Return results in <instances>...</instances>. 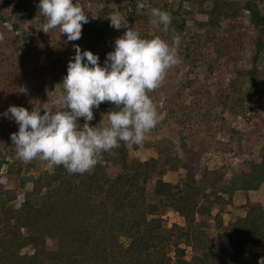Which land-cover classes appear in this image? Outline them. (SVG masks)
I'll list each match as a JSON object with an SVG mask.
<instances>
[{
    "label": "trees",
    "instance_id": "16d2710c",
    "mask_svg": "<svg viewBox=\"0 0 264 264\" xmlns=\"http://www.w3.org/2000/svg\"><path fill=\"white\" fill-rule=\"evenodd\" d=\"M39 2L0 0V114L9 106L41 109V114L55 111L61 91L57 86L67 75L74 46L98 56L101 66L114 51L115 39L126 31L111 26L109 16L117 11L127 21L123 26L141 38L159 36L171 44L179 35V50L183 48L187 63L198 71L204 65L208 76L198 92L176 104L175 111L159 106L167 90L149 94L163 117L144 140L154 158H134L129 152L139 145L120 142L82 175H70L62 166L39 159L19 160L10 138L18 125L0 115V264H260L264 254L247 251V246L264 249V207L247 200L240 207L244 216L226 225L222 214L236 193L264 185V130L259 126L264 124V67H259L264 59V0H106L97 16L83 25L78 41H67L58 28L45 33L44 62L30 73V93H23L17 71L28 62L29 49L22 43L26 34L14 32L20 29L21 16L35 20L36 28L46 22ZM141 2L158 3L170 13L167 31L152 23L145 8H137ZM240 52L248 63L243 69L234 66ZM114 108L104 102L93 109L94 117ZM225 109L246 118L248 132L231 134L237 145L243 144L241 152L252 156L231 173L225 167L209 169L202 153L205 136L224 120ZM193 119L195 130L189 125ZM83 120H78L81 126ZM165 123L178 128L173 139L161 134ZM156 165L181 169L184 175L181 186L156 179V200L151 202L146 186ZM167 211L181 224L165 226Z\"/></svg>",
    "mask_w": 264,
    "mask_h": 264
},
{
    "label": "clouds",
    "instance_id": "9594fccd",
    "mask_svg": "<svg viewBox=\"0 0 264 264\" xmlns=\"http://www.w3.org/2000/svg\"><path fill=\"white\" fill-rule=\"evenodd\" d=\"M145 6L143 2L137 4L139 10ZM38 8L46 19L40 31L47 34L58 28L69 42L81 39L82 27L89 19L74 0H40ZM151 16L153 24L169 29L170 13L152 8ZM109 19L113 28L126 31L115 39L114 51L107 54L104 66L91 51L81 52L74 46L75 56L69 61L67 75L57 86L61 91L54 101L55 111L43 110L41 114V109L9 106L0 114L18 125V132L10 138L22 162L39 159L62 166L70 175H82L92 171L102 154L120 142L142 144L163 119L149 94L162 85L168 70L180 63V36H173L171 44L159 36L141 38L133 28L123 26L127 21L121 12L111 14ZM104 102L114 104L116 109L104 115L108 126H90L93 109ZM80 118L85 121L83 126L78 123Z\"/></svg>",
    "mask_w": 264,
    "mask_h": 264
},
{
    "label": "rangeland",
    "instance_id": "374dc122",
    "mask_svg": "<svg viewBox=\"0 0 264 264\" xmlns=\"http://www.w3.org/2000/svg\"><path fill=\"white\" fill-rule=\"evenodd\" d=\"M106 0H74V3L78 4L85 11L86 16L90 18H95L97 16V12L103 7V2ZM154 1V0H153ZM154 4V3H152ZM148 5L146 3V15L153 19L151 16V9L160 7V4ZM21 24L20 29L15 31V35H20L21 33H25L27 36V40L22 43L29 49V58L28 62L24 66H20L17 71L18 83L20 92L30 93L32 88V80L30 78V73L35 67V65L40 66L44 62V56L41 53L42 44L44 43V35L45 33L40 31L41 26L34 27L35 20L27 18L25 16H21ZM192 22L189 21L188 25L191 29L192 33L195 31L192 27ZM5 27L8 30H11V26L9 23L5 24ZM115 45V43H113ZM178 55L180 59V63L172 69L168 70L166 78L162 85L158 88L160 90H167L165 94H167V98L165 100H161L159 102V106L167 105V107L171 111H175L177 109L176 104L180 101H185L188 97L191 96L194 92H198L203 85L206 84L205 77L208 76L207 71L205 70L204 65L199 67L198 69L192 68V66L187 63V60L184 58V51L178 50ZM237 60L234 63L235 68L243 69L248 66L246 60H243V53H237ZM259 67H264V59L261 60ZM231 78H234V75L231 74ZM185 86V87H184ZM211 91V88H209ZM172 93V94H171ZM202 97V96H201ZM203 97L207 98L208 94L203 93ZM199 99V96L198 98ZM264 99V98H263ZM172 114V113H170ZM191 116H194V113H191ZM195 117V116H194ZM224 120L218 121L217 125H215V130L212 131V135L205 136V146L202 149L203 156L207 160L209 169L215 170L221 167H225L228 173L235 171L238 167V164L241 161L246 159H251L252 156L248 153L241 152L243 149L242 145H237V138H233V134L231 131H237L240 134H246L249 129V125L247 123L246 118L234 116V114L229 110H224L223 114ZM172 118L176 119V115L172 114ZM85 123L83 120L82 126ZM90 126L96 127L100 123L101 127L108 126V120L106 116H97L89 122ZM189 125H192V129L195 130L197 125L195 123V119L189 122ZM218 126L220 128H218ZM260 128L264 130V124H259ZM178 128L176 129L173 125L164 124L161 134L165 135L171 139H173L176 135ZM198 137V136H197ZM197 137H194L195 141H198ZM248 137L251 138V134H248ZM221 143L227 144L228 147L226 149L222 148ZM234 144V146H233ZM129 155L138 158L141 161H149L150 159L155 157V153L150 148V144L146 141H143L142 144L139 145L138 149L130 150ZM164 169V170H163ZM163 170V174H159V171ZM184 172L183 170L178 171H169L167 168L162 167L160 165L155 166V170L151 172V176L147 182V194L148 198L151 202H155V198L153 197V188L156 179L162 178L166 182H171L173 184H177L179 186L182 185ZM31 189V185H27V190ZM261 195L263 193L261 192ZM155 199V200H154ZM240 203H243V196L240 195V199H235V203L228 207L224 213L222 214L223 223H226L238 216L240 210ZM264 204V202H263ZM164 225L170 227L173 223L181 224L180 218H178L173 212L167 211L163 216ZM212 227V226H211ZM123 239H121L122 241ZM256 251L264 254V249L259 250L255 249L253 246H247V251Z\"/></svg>",
    "mask_w": 264,
    "mask_h": 264
},
{
    "label": "crops",
    "instance_id": "0c3cea01",
    "mask_svg": "<svg viewBox=\"0 0 264 264\" xmlns=\"http://www.w3.org/2000/svg\"><path fill=\"white\" fill-rule=\"evenodd\" d=\"M261 192L263 193V195H261ZM240 195L243 196V203H240V205L238 206H242L245 204V202L247 200L258 203L259 205L264 207V185H262L259 190L257 191H250L248 193H242V192H238L235 194L234 198H233V202L235 203V199H240ZM244 211L240 208L238 216H244Z\"/></svg>",
    "mask_w": 264,
    "mask_h": 264
}]
</instances>
